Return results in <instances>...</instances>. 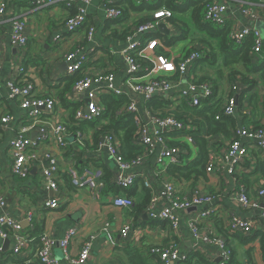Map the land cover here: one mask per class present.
<instances>
[{
  "label": "crops",
  "instance_id": "0c3cea01",
  "mask_svg": "<svg viewBox=\"0 0 264 264\" xmlns=\"http://www.w3.org/2000/svg\"><path fill=\"white\" fill-rule=\"evenodd\" d=\"M0 1H7L8 6L6 15L0 17V119L5 115L12 118L7 124L0 123V196L5 201L2 213L20 221L22 227L20 233L29 240L22 253L13 256L11 251L14 241L7 239L10 245L4 248V241L7 240L0 239V264H19L28 260L31 264H40L33 257L39 246L38 237L47 235L55 240H62L70 229L76 230V236L67 248L68 259L58 247L52 252V256L59 264H76L83 244L90 240V256L84 264H132L128 249L138 250L147 259V264H162L158 257L151 259L148 256L149 250L154 246L166 247L172 242L179 250L180 262L195 252L209 264H224L218 248L196 242L190 232L189 225L199 219L202 211L207 210H210L212 215L207 220H201L199 225L227 242L228 249L231 250L232 264H264L261 248L264 219L260 217L259 210L244 209L237 202V179L245 173L250 174L256 162L264 161V157L254 147L247 146V157L236 166L233 174L229 175L222 167V161L235 132L242 129L254 130L261 125L264 119V87L259 84L241 95V92L247 89L239 78L240 74L245 73V69L242 65L224 67L216 41L209 40L206 34L198 31L194 21V9L190 3L186 1L187 4L185 2L178 4L177 10L169 11L170 19L159 21V25L165 26L163 32L157 27L154 33L163 37L154 39L160 40L164 48H158L152 53L147 52L144 56L151 69L153 68L151 54L162 53L175 59L184 53L207 46V52L215 53L217 57L215 66L197 63V67L192 71V79L194 81L208 79L214 89V97L200 108H193L178 100L177 93L156 100L157 103H164L163 107L151 105V108H148L141 99H136V102L143 121H147L146 111H149L151 115L159 118L175 117L185 126V130L170 132L166 137L168 146H175L181 152L180 166H187L199 160L200 146L196 142V139H199L206 143L207 157L213 171L205 174V177L195 184L179 182L170 176L168 169L156 173V151L154 155L147 154L141 157L139 162L127 171L128 174L138 176L128 190L133 194L130 195L127 190L117 191L113 184L120 170L114 157L99 149V142L104 136L96 137V134L102 125L91 126L92 122H88L75 126L79 128L76 132L83 136L82 146L77 143L71 131L65 149L40 142L33 152L35 159L31 160L29 176L23 180L11 173L12 154L9 145L24 129H26L24 134L30 139L37 140L40 135L39 129L46 123L73 127L75 113L82 107L85 98L73 97V85L69 86L72 77L67 76L65 56L72 51L81 49V54L86 58L82 72L77 74L79 79L96 78L112 73L126 101L133 98L129 88L123 84L125 64L122 52L127 45L128 36L137 25L139 26L138 23L151 18L152 12L155 11L150 9L151 4H146L143 0H92L87 7L85 26L69 34L64 28V23L76 13L75 7L68 9L58 1L45 6H39L37 0ZM208 2L226 6V25L231 31L247 28L259 32L262 42L258 56L264 59V0H248L245 8L232 0ZM76 5L79 6L80 2ZM108 7L120 9L122 16L115 21L106 20L105 11ZM14 18L26 24L24 33L27 45L23 49L11 43V20ZM90 26L95 28V33L92 40L88 41L86 35ZM150 35L152 34L141 37L144 45ZM173 39L175 41L171 43ZM204 40H208L209 44L206 45ZM202 52L206 55V52ZM20 68L24 69L25 76L20 74ZM235 72L240 74L236 75ZM235 75L238 77L237 84L233 82ZM190 77V74L187 75L183 83ZM20 78L28 80L33 85L36 96L52 97L56 102L54 112L44 116L34 126L25 120L24 112L9 97L8 84ZM254 78L257 79V76ZM100 86L104 87L105 83ZM232 87H235L236 91H232ZM105 96L100 94L96 98L102 107H104L102 98ZM231 96L236 98V107L233 116L223 117L220 121L224 123V132L208 134V122L202 114L203 110L215 105L218 109L217 115ZM251 96H256L255 104L249 102ZM73 107L77 108L72 113ZM103 124H107V121H103ZM116 139L120 148V141ZM47 154H52L57 159L59 167L57 191L47 189L42 178V170L47 167L45 159ZM69 170L77 172L78 176L87 170L94 175L97 182H100L102 177L109 180L107 184L101 180L104 187L98 201L94 199L93 190L74 186L67 174ZM167 182H173L182 195L191 196L194 190H198L201 194L215 197L210 205L193 207L181 213L178 231L175 234L170 231L166 222L151 219L146 210L151 197L158 195ZM251 182L253 184L254 179ZM263 185L264 180H258L252 185L248 192L251 200L257 198V191ZM122 195L131 196L132 208H117L111 204L113 198ZM52 199L57 200L58 208H44V203ZM165 205L166 202L160 199L155 208L162 209ZM231 215L250 221L253 229L248 234L229 235L227 225ZM126 225L132 227L127 237L123 238L121 232ZM254 235L256 237L253 241L246 242L249 236ZM218 259L221 261L217 262ZM193 264H200V261L194 258Z\"/></svg>",
  "mask_w": 264,
  "mask_h": 264
},
{
  "label": "built area",
  "instance_id": "2783aa9c",
  "mask_svg": "<svg viewBox=\"0 0 264 264\" xmlns=\"http://www.w3.org/2000/svg\"><path fill=\"white\" fill-rule=\"evenodd\" d=\"M61 2L68 9L74 8L76 13L69 17L65 23L64 28L67 33L72 34L83 28L87 20V7L92 0H37L39 6ZM180 4L186 1L197 0H174ZM239 3L242 8L248 4V0H232ZM80 2V5H76ZM146 4H155L158 0H143ZM76 5V6H75ZM7 1H0V17L7 13ZM226 6L224 4L212 2L205 6L204 20L218 26L226 24L225 14ZM122 16V11L115 7H108L105 11V19L108 21L118 20ZM171 16L166 9H157L152 12L151 18L145 23L137 26L133 33L127 38V45L123 49V59L125 64V73L123 76V84L127 86L133 94V98L117 112V117L132 115L136 126L135 143L143 148L142 155L138 156L132 163H126L121 155L117 144V137L112 134L104 135L102 141L99 142V149L105 150L114 157L118 164L120 173L114 180L113 184L121 190L130 189L138 176L136 174H128L127 171L136 163L141 157L148 155L155 156L156 173H161L170 165H181V152L175 146H168L166 137L170 132H180L185 130V126L175 117L167 116L159 118L151 115L149 111L147 121H143L139 115L136 99H141L143 104L161 100L163 96L167 97L172 93H177L178 100L187 103L193 108H200L207 104L212 99L213 90L209 80L194 81L192 79V71L197 67V62L203 57L199 51H192L184 53L183 55L172 59L162 53L151 54L153 56V68L147 65V59L144 55L147 52H154L158 48H164L160 40H146L144 45L141 37L153 34L157 31L159 21L167 19ZM26 24L25 22L14 18L11 20L10 39L12 45L23 49L27 45V38L25 36ZM95 33L93 26L88 27L86 39L91 41ZM254 36V52L259 53L261 49V38L258 31L254 29H241L240 31H231V38L236 43L240 44L245 37ZM139 37V38H137ZM81 49L72 51L65 56L67 63V76L73 77L82 72L83 64L86 61L85 56L81 54ZM146 65V66H145ZM20 74L25 76L23 68L19 69ZM191 75L186 83H183L187 75ZM153 76V77H152ZM148 78V79H146ZM105 83L104 87L100 84ZM184 85V86H183ZM183 86V87H182ZM10 95L20 110L24 112V118L33 126L44 116L52 114L56 107V102L52 97H38L34 94L33 85L28 80L20 78L8 84ZM232 91H236L232 87ZM73 97L78 98L83 96L85 102L82 107L76 111L73 121V126L79 123L93 122L101 118L105 114V108L99 105L96 101L98 95L101 96H116L123 95L121 88L117 85L114 74L108 73L96 78H80L74 83L72 88ZM82 102V100H81ZM236 107V98L231 96L226 104L223 106L219 114L216 115L215 120L221 121L223 117H231L234 115ZM12 118L8 115L0 119V123L7 124ZM70 128L64 124L46 123L39 129V137L37 140L30 139L25 133L26 129L21 134L16 136L10 142V150L12 154L11 173L19 178L26 179L29 176L31 160L35 159L34 150L40 142L46 144H54L60 149H65L68 145L67 140L71 136ZM74 138L77 139L79 145H83V136L79 132L73 133ZM247 146H252L259 151L264 157V119L261 125L254 130H237L229 144L222 167L226 169L229 175L233 174L236 166L241 164L242 160L247 157ZM157 147L158 150L156 149ZM47 167L42 170V178L47 189L52 191L58 190L59 167L56 157L52 154L45 155ZM218 170V169H217ZM212 166L207 168V172H212ZM71 178L72 183L76 187H88L94 192V199L99 200L103 190V182H97L94 175L85 170L78 176L77 172L69 170L67 172ZM162 199L166 205L162 209H156L157 202ZM215 197L207 194H201L198 190H194L191 196L182 195L173 182H167L163 186V190L156 196H152L147 206V213L153 220H160L166 222L172 233H177L180 214L186 212L193 207H201L213 203ZM237 202L244 209H254L260 211V217L264 219V189L257 191V198L251 200L248 194L245 193L243 187H238ZM111 204L117 208H132L133 201L127 195L116 196L111 200ZM44 208L56 209L58 202L55 199L44 203ZM5 208V201L0 196V239H12L14 241L11 254L19 256L22 250L26 247L29 240L24 237L21 232V223L6 214L2 213ZM212 215L210 210L202 211L199 219L189 225L193 240L202 244L214 245L220 251V257L224 264L229 261L231 252L227 247V242L216 235L214 232L200 227L201 220H207ZM30 219V218H29ZM131 225H126L121 232V236L126 238L131 230ZM253 229L250 221L244 220L236 216H230L228 221V234L242 233L248 234ZM76 230L70 229L62 240H55L47 235H41L39 239V247L34 252V259L40 264H59L58 260L52 256L53 249L58 247L62 249L64 255L67 256V248L70 242L75 238ZM91 249V240L83 244L76 264H84L89 256ZM151 256L158 257L162 264H170L180 262V253L175 243H171L166 247L154 246L149 250ZM22 264H31V261H24Z\"/></svg>",
  "mask_w": 264,
  "mask_h": 264
},
{
  "label": "trees",
  "instance_id": "16d2710c",
  "mask_svg": "<svg viewBox=\"0 0 264 264\" xmlns=\"http://www.w3.org/2000/svg\"><path fill=\"white\" fill-rule=\"evenodd\" d=\"M209 0H197V1H187V3L191 4V7L194 9V21L195 25L199 32L206 34L207 38L211 41H216L217 49L219 55L223 57V65L224 67L242 65L245 69L244 74H240V72H235L236 75L240 74V82L243 86L247 87L246 90L241 92V95L246 94L252 89L256 88L259 84L264 87V59H260L258 54L254 52V36L249 35L244 38V40L238 44L231 38V28L228 25L218 26L213 23L207 22L204 20V11L205 6L210 4ZM186 3V2H185ZM186 3V4H187ZM151 10L157 9H166L168 11H175L178 9V3L174 0H158V3L155 5H151ZM170 19V18H169ZM172 19V18H171ZM147 20H142L140 24L145 23ZM170 21V20H169ZM138 26V25H137ZM160 35L152 34L147 37V39L161 38ZM183 38V37H182ZM175 39L171 41L173 43ZM204 43L209 44L208 40H204ZM211 49V46H209ZM195 51L206 52L202 54L204 55V59H200L197 63L202 64L206 63L207 65L215 66L214 63L217 61V57L215 53L207 52V46L202 47L201 49H195ZM234 76V83H236L237 76ZM257 76V79L254 77ZM79 80V76H73L70 78L69 86L74 85ZM208 79H201L200 82L206 81ZM211 83V82H210ZM237 84V83H236ZM213 93L214 89L212 88ZM214 94L212 95V98ZM256 96L249 97V102H256ZM126 98L124 96L116 97V96H105L102 98V104L105 107V114L101 118L96 119L91 126L102 125L100 129H98L96 137H102L106 134L115 135L120 141V155L122 159L130 164L132 163L138 156L142 155L143 148L135 143V131L136 126L133 120L132 115L120 116L117 117V112L126 104ZM151 105L154 107H163L164 103L156 102L148 104V108H151ZM263 106H264V97H263ZM77 108V107H76ZM75 107L72 109V113L76 110ZM215 105L211 108L204 109L202 114L206 117L208 122V134H213L217 132H224V123H220V121L215 120V116L217 113ZM225 118V117H224ZM103 121H107V124H103ZM79 128L73 126L70 128L72 133H75ZM196 142L200 146V157L199 160L191 163L187 166H179V165H170L168 166V173L173 179L178 180L179 182H191L196 183L201 180L207 174V168L211 165L210 160L208 159L207 147L206 143L203 140L196 139ZM69 176V175H68ZM254 179V183L258 180H264V161L258 160L254 166L253 171L250 174H243L240 178L237 179L238 187H243L245 193L248 194L249 190L252 188V180ZM251 179V180H250ZM101 180L105 182V184L109 183V180L105 177H102ZM117 191H123L119 187L115 186ZM264 189V185L261 187ZM129 190V189H128ZM127 190V191H128ZM130 195H133L132 192L128 191ZM128 196V195H127ZM131 197V196H128ZM147 200V199H146ZM256 235L247 238L246 242H251L255 239ZM261 248L264 255V235L261 239ZM39 241V239H37ZM40 245V244H39ZM229 248V245H227ZM39 247V246H38ZM128 256L132 264H147L146 258L141 255L138 250L128 249ZM231 252V250H230ZM151 259L155 258L151 256ZM194 258L200 261V264H209L206 260L202 258V256L198 253H191L183 262L179 264H193ZM39 263V261H38ZM233 261L230 259L225 264H232ZM22 264V263H19Z\"/></svg>",
  "mask_w": 264,
  "mask_h": 264
},
{
  "label": "water",
  "instance_id": "95a60500",
  "mask_svg": "<svg viewBox=\"0 0 264 264\" xmlns=\"http://www.w3.org/2000/svg\"><path fill=\"white\" fill-rule=\"evenodd\" d=\"M163 27H165V26H164V25H159V26H158V30L161 31V32H163V31H162ZM8 245H10V242H9L8 240H7V241H4V248L7 247ZM220 261H221V260L218 259L217 262H220Z\"/></svg>",
  "mask_w": 264,
  "mask_h": 264
}]
</instances>
